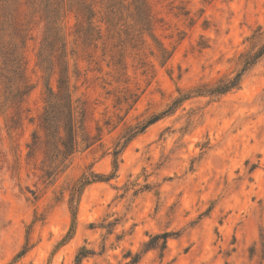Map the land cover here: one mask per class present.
Returning a JSON list of instances; mask_svg holds the SVG:
<instances>
[{
    "label": "rangeland",
    "instance_id": "374dc122",
    "mask_svg": "<svg viewBox=\"0 0 264 264\" xmlns=\"http://www.w3.org/2000/svg\"><path fill=\"white\" fill-rule=\"evenodd\" d=\"M147 1L153 34L171 57L161 65L147 39L138 53L127 50L121 76L107 66L101 45L76 41L73 12L59 23L73 100L88 102L87 132L100 140L82 144L68 167L45 182L42 155L28 159L27 145L55 75L36 58L45 23L22 7L31 91L18 119L14 108L2 106L0 78V264H78L82 249L91 254L79 264H129L135 256L137 264H264V58L245 73L240 89L186 100L131 139L115 177L83 191L72 238L62 243L71 216L68 193L61 192L82 175L112 174V154L128 128L199 85L235 75L251 35L264 31V0ZM162 233L170 234L165 250L145 252Z\"/></svg>",
    "mask_w": 264,
    "mask_h": 264
},
{
    "label": "trees",
    "instance_id": "16d2710c",
    "mask_svg": "<svg viewBox=\"0 0 264 264\" xmlns=\"http://www.w3.org/2000/svg\"><path fill=\"white\" fill-rule=\"evenodd\" d=\"M23 6L39 14V18L45 23L36 58L40 68L49 70L51 76L55 75V90L48 87L45 105L38 118V130L33 133L31 142L27 145L28 159L37 152L42 155L41 167L38 170L41 172L40 179L45 182L68 167L82 144L88 148L100 140V135L91 137L87 132L88 102L73 100L66 64V45L59 28V23L66 13L73 12L77 17L73 32L76 41L87 48L98 49L101 45L102 57L108 55L110 58L107 66L120 76L124 75L123 72L127 69V50L138 53L147 44V39L151 40L157 53L151 50L150 56L162 61L161 65L170 59L171 52L157 41L153 34V16L147 0H0V78L5 84L2 106L14 108L15 117L18 119L24 99L31 91V87L24 80L23 49L29 40L30 28L23 23L21 17ZM5 37L10 38L6 45L3 44ZM263 39L264 31L257 28L250 37L251 48L241 56L240 69L235 75L223 76L214 83L199 85L173 101L168 110L153 115L134 128H128L122 136L124 142L121 148L112 154V174L82 175L66 191L61 192V195L68 193L67 206L71 216V225L62 243L72 238L79 199L83 191L93 182H107L115 177L119 154L131 139L162 116L173 113L186 100L194 97L217 99L240 89L245 73L264 58ZM260 41L262 43L258 44ZM139 61L140 68L147 66L141 59ZM146 73L147 71L143 70V74ZM120 101L117 99L118 104ZM124 101L127 102L128 99L124 98ZM135 101L136 99L132 103ZM15 117L11 118V123H15ZM96 130L100 132L101 128L96 127ZM169 237V233L152 236L145 245V252L156 249L163 252ZM26 251L27 246L21 254ZM89 254V251L82 249L76 256V263L79 264ZM138 259L137 256L133 257L129 264H137Z\"/></svg>",
    "mask_w": 264,
    "mask_h": 264
}]
</instances>
